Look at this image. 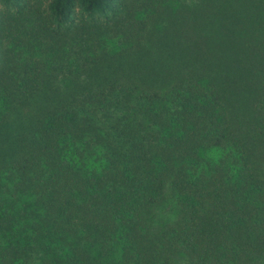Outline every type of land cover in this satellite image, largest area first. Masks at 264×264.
Listing matches in <instances>:
<instances>
[{"label": "trees", "instance_id": "obj_1", "mask_svg": "<svg viewBox=\"0 0 264 264\" xmlns=\"http://www.w3.org/2000/svg\"><path fill=\"white\" fill-rule=\"evenodd\" d=\"M0 264H264V0H0Z\"/></svg>", "mask_w": 264, "mask_h": 264}]
</instances>
